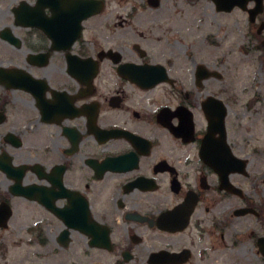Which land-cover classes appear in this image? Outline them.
I'll return each mask as SVG.
<instances>
[{
  "label": "flooded vegetation",
  "instance_id": "flooded-vegetation-1",
  "mask_svg": "<svg viewBox=\"0 0 264 264\" xmlns=\"http://www.w3.org/2000/svg\"><path fill=\"white\" fill-rule=\"evenodd\" d=\"M69 1L0 29V264H264V0H96L71 44Z\"/></svg>",
  "mask_w": 264,
  "mask_h": 264
},
{
  "label": "rangeland",
  "instance_id": "rangeland-1",
  "mask_svg": "<svg viewBox=\"0 0 264 264\" xmlns=\"http://www.w3.org/2000/svg\"><path fill=\"white\" fill-rule=\"evenodd\" d=\"M15 1L18 0H0V29L8 24V19H10V14H8L7 10L8 7L11 5H15ZM170 1V0H169ZM169 1L167 3H169ZM185 1V0H183ZM195 7H192V6ZM191 9H186L183 6L180 8H175L174 14L175 16L182 15L184 16V19L188 18L190 20L191 24V32H192V39L195 37H200L199 34H195V31L193 29L194 24L196 20H198L201 17H205L207 19V26L205 31L207 33H217L218 32V22L217 20L211 18L209 16V8L205 6L203 1H198L197 4H192ZM183 12V13H182ZM205 12L207 14H205ZM215 20V21H213ZM215 36V35H214ZM219 39L226 41L224 44V50L220 51V54L218 55L217 49L214 47L208 48L207 52H210L211 58L208 57V59L213 60L217 56H221L224 60V63H230L232 61V44H233V36L229 32H221L218 34ZM219 41V40H218ZM2 44L0 43V51L5 50L4 48H1ZM5 47V46H4ZM4 63L10 62L7 58H0ZM253 65L249 63L248 69L244 70L241 74V76L246 78L247 80L250 79L251 73H252ZM263 83L259 84V88L261 91V100L258 104L255 105L256 110L253 112H250L248 114L247 122L249 123L250 129L248 130V133L245 135L249 142L251 148L254 150V154L251 155L250 158V175L254 176L255 179V186L254 190H259V180L261 177H264V74H263ZM264 186V185H263ZM262 200H264V196H262ZM255 198L256 195H255Z\"/></svg>",
  "mask_w": 264,
  "mask_h": 264
},
{
  "label": "water",
  "instance_id": "water-1",
  "mask_svg": "<svg viewBox=\"0 0 264 264\" xmlns=\"http://www.w3.org/2000/svg\"><path fill=\"white\" fill-rule=\"evenodd\" d=\"M68 7L70 8L68 19L74 26V37L72 36L73 38L70 40L71 43L80 31L81 22L98 12V2L95 0H70ZM66 20V18H63V22H66ZM67 40L69 39H64L63 42Z\"/></svg>",
  "mask_w": 264,
  "mask_h": 264
}]
</instances>
